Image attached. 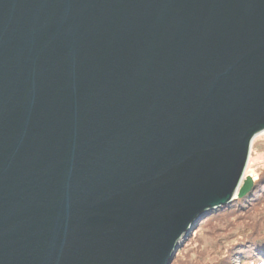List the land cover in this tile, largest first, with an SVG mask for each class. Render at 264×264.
Instances as JSON below:
<instances>
[{
    "label": "water",
    "instance_id": "1",
    "mask_svg": "<svg viewBox=\"0 0 264 264\" xmlns=\"http://www.w3.org/2000/svg\"><path fill=\"white\" fill-rule=\"evenodd\" d=\"M263 132L264 0H0V264H171Z\"/></svg>",
    "mask_w": 264,
    "mask_h": 264
},
{
    "label": "rangeland",
    "instance_id": "2",
    "mask_svg": "<svg viewBox=\"0 0 264 264\" xmlns=\"http://www.w3.org/2000/svg\"><path fill=\"white\" fill-rule=\"evenodd\" d=\"M247 175L252 176L254 183L263 186L264 134L253 140L245 177ZM253 188L250 192H253ZM255 204L249 208L225 211L218 208L213 213L222 210L219 215L210 213L202 218L189 237L184 239L171 264H241L242 260L237 258V254L239 245L245 242V235H249L248 241H253L252 246L246 247L249 255H245V261L261 259L257 264L263 262L264 249L254 252V248L264 245V202Z\"/></svg>",
    "mask_w": 264,
    "mask_h": 264
},
{
    "label": "trees",
    "instance_id": "3",
    "mask_svg": "<svg viewBox=\"0 0 264 264\" xmlns=\"http://www.w3.org/2000/svg\"><path fill=\"white\" fill-rule=\"evenodd\" d=\"M263 180H264V178H263ZM253 187H254L253 188V192H250L244 198L242 197V198L234 199L229 205L223 206L220 209L225 211V210L230 209V208H246V207L249 208V207L253 206L255 203H256L255 205H257L260 202H264V184H263V186H259L257 183H254ZM222 210H221V212H222ZM221 212L219 211L217 213H213V212H211V213L219 215V213H221ZM248 236L249 235H245V237H244L245 238L244 239L245 242H242V245L241 244L239 245V247H238L239 253L237 254V258H239V260L240 259L242 260L241 264H257V263H259V261H261V259L259 261H255L254 259L253 260H249V261H252V262H246L245 261L246 259H244L246 254L249 255L248 254V250L249 249H246V247H250V246L253 245V243H252L253 241L252 242L248 241V239H247ZM260 249H264V245L255 247L254 248V252L258 251ZM231 255H232V258H233L234 254L232 252H231ZM260 264H264V261L260 262Z\"/></svg>",
    "mask_w": 264,
    "mask_h": 264
},
{
    "label": "bare ground",
    "instance_id": "4",
    "mask_svg": "<svg viewBox=\"0 0 264 264\" xmlns=\"http://www.w3.org/2000/svg\"><path fill=\"white\" fill-rule=\"evenodd\" d=\"M262 134H264V132Z\"/></svg>",
    "mask_w": 264,
    "mask_h": 264
}]
</instances>
